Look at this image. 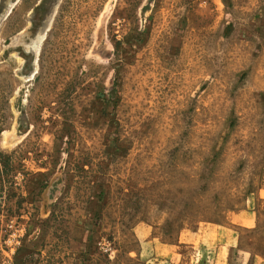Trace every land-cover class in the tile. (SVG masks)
Returning <instances> with one entry per match:
<instances>
[{"label": "rangeland", "instance_id": "rangeland-1", "mask_svg": "<svg viewBox=\"0 0 264 264\" xmlns=\"http://www.w3.org/2000/svg\"><path fill=\"white\" fill-rule=\"evenodd\" d=\"M0 264H264V0H0Z\"/></svg>", "mask_w": 264, "mask_h": 264}]
</instances>
